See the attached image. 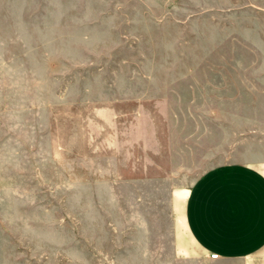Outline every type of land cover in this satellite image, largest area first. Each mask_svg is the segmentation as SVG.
Here are the masks:
<instances>
[{
  "label": "rangeland",
  "instance_id": "obj_1",
  "mask_svg": "<svg viewBox=\"0 0 264 264\" xmlns=\"http://www.w3.org/2000/svg\"><path fill=\"white\" fill-rule=\"evenodd\" d=\"M9 73L60 147L0 156V264H179L186 190L264 148V0H0Z\"/></svg>",
  "mask_w": 264,
  "mask_h": 264
},
{
  "label": "crops",
  "instance_id": "obj_2",
  "mask_svg": "<svg viewBox=\"0 0 264 264\" xmlns=\"http://www.w3.org/2000/svg\"><path fill=\"white\" fill-rule=\"evenodd\" d=\"M29 87L12 73L0 77V156L8 160L19 149L34 159L35 139L38 157L45 156L44 145L48 159L56 147L59 152L58 124L55 141L51 121L32 109ZM185 194L174 232L179 264H264V148L254 163L205 170Z\"/></svg>",
  "mask_w": 264,
  "mask_h": 264
},
{
  "label": "built area",
  "instance_id": "obj_3",
  "mask_svg": "<svg viewBox=\"0 0 264 264\" xmlns=\"http://www.w3.org/2000/svg\"><path fill=\"white\" fill-rule=\"evenodd\" d=\"M217 256H218L217 253H212V254H211V257H212V258H216Z\"/></svg>",
  "mask_w": 264,
  "mask_h": 264
}]
</instances>
